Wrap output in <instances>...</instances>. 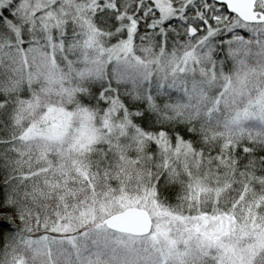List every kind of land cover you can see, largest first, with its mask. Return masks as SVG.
I'll list each match as a JSON object with an SVG mask.
<instances>
[{
	"label": "snow or ice",
	"instance_id": "1",
	"mask_svg": "<svg viewBox=\"0 0 264 264\" xmlns=\"http://www.w3.org/2000/svg\"><path fill=\"white\" fill-rule=\"evenodd\" d=\"M248 2L240 12L236 0H0V122L18 105L31 111L42 85L71 73L86 82V104L142 131L157 197L173 150L227 157L234 176L254 183L264 177V0ZM25 67L26 81L17 75ZM52 114L45 110L38 131ZM249 121L259 127L245 128ZM14 143L0 141V164L13 171ZM21 179L0 178V264H21V246L33 264H54L53 247L55 264H146L135 239L143 233L111 216H82L81 227L59 214L42 222ZM253 264H264V250Z\"/></svg>",
	"mask_w": 264,
	"mask_h": 264
},
{
	"label": "rangeland",
	"instance_id": "2",
	"mask_svg": "<svg viewBox=\"0 0 264 264\" xmlns=\"http://www.w3.org/2000/svg\"><path fill=\"white\" fill-rule=\"evenodd\" d=\"M65 2L76 4V0ZM25 69L28 71L26 67ZM66 79L64 82L42 85L44 89L39 99L44 108L37 110V105L36 110L32 111L33 121L22 136L28 140L29 149L30 141L33 146L38 141L41 143L37 148L38 155L44 158L50 152L56 154L59 160L57 171L60 173L70 170L84 173V162L96 154L100 159L95 163L104 159L112 162L114 157L153 162V154L148 152L151 145L140 141L139 136L142 133L130 121L125 122L116 112L102 114L97 107L94 113L86 109L69 108L64 100L68 98L72 101V95L79 96L80 91L84 90L82 86L85 81L73 75ZM45 110L53 113L52 125L47 132L42 133L37 129L41 126ZM28 142L26 141L27 144ZM31 154L34 155L32 152ZM105 154L111 159L105 158ZM170 158L180 162L188 171L187 165L197 162L199 153L193 157L190 152L177 155L173 150ZM67 162L74 165L69 169ZM48 166L50 164L37 171H45ZM142 176L147 179L151 177L145 172ZM195 179V174H192L195 205L199 206L201 192L208 186L211 188L209 210L195 208L191 214L181 217L163 210L155 202L150 188L105 195L91 186L88 191L81 193V198L86 201L82 216L100 219L126 207L146 209L151 218V230L146 235L135 237L139 259L146 264H197L204 256L210 259L209 264H253L255 255L264 250V218L257 219L254 214L246 212H237L236 215L233 210L235 205L232 208L217 206L215 203L221 186L204 185ZM62 217L68 218L67 213ZM68 220L71 221L70 218ZM75 220L80 223V219ZM26 249L29 257L33 259V251ZM20 261H24V256Z\"/></svg>",
	"mask_w": 264,
	"mask_h": 264
},
{
	"label": "trees",
	"instance_id": "3",
	"mask_svg": "<svg viewBox=\"0 0 264 264\" xmlns=\"http://www.w3.org/2000/svg\"><path fill=\"white\" fill-rule=\"evenodd\" d=\"M17 75L20 79L27 80V71L25 68ZM70 76H72L71 73L66 74L64 79L67 81L66 78ZM81 81L84 80L81 79ZM91 82L89 81V83ZM82 88H84V85ZM82 95L87 98L85 88L80 91L79 96L72 95V101L68 98L65 99V104L69 108L86 109L94 113L96 107L86 104L85 100L81 99ZM22 107L21 105L17 106V110L12 113L8 124L0 122V141L6 139L15 141L12 145L14 151L11 153L14 171L0 164V178L4 176L11 177L12 175L22 178L21 183H26L27 188L30 190L28 199L32 213L35 215L38 210L42 215V222L46 221L50 223V217L57 214L62 217V215H66L67 213L68 218L71 219L69 222L74 227H81L82 225L79 222L76 223L75 220L81 219L85 209V200L81 198V193L84 190L88 191L91 186L99 193L105 195L106 193L111 195V193L126 190L133 192L150 188L155 202L163 210L181 217L185 214H191L195 208L209 210L211 206V188L208 186L209 189L206 188L205 191L201 192L199 206L195 205L196 195L191 182L192 174H195V181L198 183L221 186L222 189L215 203L217 206L232 208L235 205L233 210L236 215L237 212H239L238 214L246 212L250 215L254 214L257 219L264 218V177L255 178V182L253 183L254 178L251 175L248 179L242 176H234V169L232 167H226L229 164L228 158L226 157L224 161H219L218 158L217 161H213L209 158V150L205 151L203 158L199 154V160H196L197 162H190L187 165L188 171L181 166L180 162L169 158L165 165V171L169 173V179L164 180L159 185L161 193L159 197L156 196V181L151 179L156 174V169L154 168L153 162L150 161H134L132 159L128 160L127 158L120 159L114 157V161L112 162L104 159L101 162L95 163L96 160L100 159L96 154L91 155L84 162V173H75L71 170L70 172L60 173L57 171L59 169L57 167L59 160L56 154L50 152L44 158L38 155L39 151L37 148L41 145L38 141L34 143V146L30 141L31 148H28L29 142L22 136L33 121L32 111L36 110V107L31 111H22ZM43 108L44 105L40 101L37 110H42ZM135 127L138 129V126ZM258 127L254 121H249L245 125V128H251L253 131ZM139 131L142 133L141 130ZM139 138L141 142H146L142 135ZM2 150L3 145L0 144V151ZM197 152L199 153L198 150ZM210 152L214 156L215 148H211ZM104 157L111 159L108 154H105ZM231 163L234 165L235 161L233 160ZM46 164H50V166L45 171L38 172ZM66 165L70 169L74 163L67 162ZM194 165H196V168ZM143 172L148 173L151 177L149 179L143 177ZM189 210L191 211L189 212ZM17 255L19 259L24 256V261L21 264H33V259L29 257L25 247L21 246ZM51 255L54 264L56 261H62V258L55 251L54 247L51 249ZM209 260L207 256H204L197 264H209V262L211 263Z\"/></svg>",
	"mask_w": 264,
	"mask_h": 264
},
{
	"label": "water",
	"instance_id": "4",
	"mask_svg": "<svg viewBox=\"0 0 264 264\" xmlns=\"http://www.w3.org/2000/svg\"><path fill=\"white\" fill-rule=\"evenodd\" d=\"M236 7L240 12L251 10V4L248 0H236ZM107 216L116 219L117 226L127 232L143 233V235H146L151 230V218L148 211L144 208L126 207Z\"/></svg>",
	"mask_w": 264,
	"mask_h": 264
}]
</instances>
